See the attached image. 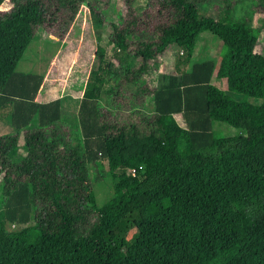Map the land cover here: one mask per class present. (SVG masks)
<instances>
[{"label":"trees","instance_id":"trees-1","mask_svg":"<svg viewBox=\"0 0 264 264\" xmlns=\"http://www.w3.org/2000/svg\"><path fill=\"white\" fill-rule=\"evenodd\" d=\"M5 1L0 120L14 133L0 137V264H264V0H220L216 16L205 0H144L138 9L124 0L131 21L110 24L114 54L96 35L98 64L73 116L60 99L37 103L43 78L16 67L38 27L63 40L83 7L100 31L104 9L97 0ZM245 1L256 26L234 15ZM203 34L222 42L220 61L184 69ZM171 50L183 55L164 73ZM140 76L153 112L117 111ZM35 119L38 137L20 147ZM102 164L113 196L99 202L90 166ZM131 229L142 241L134 254Z\"/></svg>","mask_w":264,"mask_h":264},{"label":"rangeland","instance_id":"rangeland-1","mask_svg":"<svg viewBox=\"0 0 264 264\" xmlns=\"http://www.w3.org/2000/svg\"><path fill=\"white\" fill-rule=\"evenodd\" d=\"M217 1L220 0H205V4L202 5L203 9L206 10L205 12L208 14L214 13V15L216 16L214 8L215 5L218 4ZM97 3L100 6L99 8H103L105 11V14L103 15V17L105 18V23L102 26H98L100 31L94 30V18L86 8L82 7L69 33L66 35L67 42L65 44L66 47L64 49V52L69 56H73V52L77 50L76 52L80 54V62L77 66L73 65L72 70L74 69V72L73 74L68 75V78L71 77L72 79L76 75L77 70L80 71V73H77V76L79 78L83 76V81L89 78L91 70L97 67V64L94 66L92 62L96 50V35H99L100 44L102 47H104L106 53L109 55L114 54L115 48L110 42V37L112 36V27L110 26V24H119L120 26V20H123V23L131 21V16L133 14L132 12L129 14L128 9L124 4V0H97ZM144 3V0H136L133 4V7L138 9L139 7H142ZM10 6L11 4L9 3V1H5L0 6V11L8 12ZM251 9V1H245L244 3L238 4L236 6L234 15L237 18H249L251 20V24L256 26L258 23L257 21H259L260 17L255 14H251ZM49 36L50 35L46 33L44 28H37L33 39L31 40L23 57L18 63L16 69L18 72H24L27 74L35 73L37 75L41 73L42 75V72H44L49 66L52 57L59 53L57 52L58 48L63 46L62 41H54ZM262 44L263 37L261 35L260 45L256 47V52H260ZM222 50H225V48L220 40L209 34H203L198 41L193 59L191 60V62L185 64L184 69H188L193 63L200 62L211 57H214L218 61H220ZM181 53L178 50H171L170 52L164 54L161 59L163 61V65L160 67V70L164 73H174L177 61L179 57L183 55H181ZM62 62L63 61H61V63ZM78 67H80V69H77ZM68 78L63 79L67 80ZM212 83L220 90L230 95L236 101H240L243 98L241 95L230 92L228 90L226 81L224 79H218L216 75L213 76ZM80 85L81 83L77 82V87H80ZM85 88L84 90H82L83 93L85 91ZM125 90L126 93L124 92L125 97L123 101L118 103L120 104V110L128 112L134 108L136 109L139 107L142 108L145 112H149V110H151L152 94L148 90L144 78H141L140 80L130 85L128 87V91L127 89ZM62 94L63 90L61 85L53 87L50 93L51 96H56V99L62 97ZM102 98L103 100H105L106 96L103 95ZM126 98L127 100H125ZM260 101L261 100H251V102L255 105L260 104ZM116 106L117 105H115V108ZM177 120L180 124L182 123V119L180 116H177ZM222 129L224 131H227V134H234L236 132L227 125L223 126ZM13 133V128H11V126H9L5 121L0 120V137L11 135ZM22 133L19 138L20 147L22 146L24 141L21 139ZM20 153L24 155L22 149H20ZM90 168L93 189L97 200L101 202L103 200L110 199L113 196V191L111 189L110 177L106 173V166L104 164L98 167L97 165H91ZM141 242L142 241L138 232H136L134 229H131L127 234L126 252L128 254H134L140 251L142 248Z\"/></svg>","mask_w":264,"mask_h":264},{"label":"crops","instance_id":"crops-1","mask_svg":"<svg viewBox=\"0 0 264 264\" xmlns=\"http://www.w3.org/2000/svg\"><path fill=\"white\" fill-rule=\"evenodd\" d=\"M49 37L51 39H53L54 41H62L63 46L58 48L57 52H59V53L52 57V59L50 60V64L47 67V69L46 70L43 69L45 71L42 72V75H41V73L38 74V75H41V77L43 78V81H42L40 90H39V92L35 98V101L37 103H46V102H49L51 100L56 99V96L50 95L51 90L53 89V87L61 85L62 90H63V94H62V97H60L59 99L62 101L63 111H64V113H68L70 116H73L74 113H77L78 103L80 102V100L83 96L82 90H84L89 78H87L85 81H83V76H81V78H79L77 76V73L78 72L80 73V71H78V70H77L76 75L72 79H71V77L68 78V75H71L74 72V69L72 70L73 65L77 66L79 64L80 54L78 52H76L77 50L73 52V56H69L64 52V49L66 47L65 44L67 42L66 37L63 40H58L57 38H54L52 36H49ZM61 61H63V62L61 63ZM92 62H93L94 66L96 64H98L96 57H95V54H94V59L92 60ZM17 66H18V64H17ZM16 69H17V67H16ZM77 69H80V67H78ZM21 73H24V72H21ZM24 74H27V73H24ZM28 74H35V73H28ZM63 78H68V79L64 80ZM141 78H144V77L140 76L139 78H137L132 83H128L125 85L124 91H123V98L118 103L123 101V99L125 97V93H126L125 89H127V91H128V87L130 85H132L134 82L140 80ZM77 82L81 83L80 87H77ZM48 96H49V98H48ZM125 100H127V98ZM118 103H116V105H117L116 110L119 112H126V111H122L119 109L120 104H118ZM151 104H152L151 110H149V112H146V113H152L154 110L153 97L151 99ZM134 109H132V110H134ZM136 109L143 111V109L140 107L136 108ZM143 112H145V111H143ZM37 137H38V127H37V121L35 119V120L31 121V123L27 127H25V129L23 130L21 139L24 140L26 138H37Z\"/></svg>","mask_w":264,"mask_h":264},{"label":"built area","instance_id":"built-area-1","mask_svg":"<svg viewBox=\"0 0 264 264\" xmlns=\"http://www.w3.org/2000/svg\"><path fill=\"white\" fill-rule=\"evenodd\" d=\"M135 173H136V170H135V169H131V170H130V174H131L132 176H134Z\"/></svg>","mask_w":264,"mask_h":264}]
</instances>
